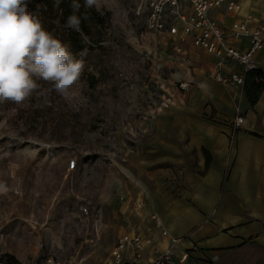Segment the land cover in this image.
Instances as JSON below:
<instances>
[{"label": "rangeland", "instance_id": "1", "mask_svg": "<svg viewBox=\"0 0 264 264\" xmlns=\"http://www.w3.org/2000/svg\"><path fill=\"white\" fill-rule=\"evenodd\" d=\"M92 8L103 23L92 26V50L75 57L85 71L73 94L47 82L34 124L25 118L36 94L1 107L0 264H103L124 234L128 194L135 200L138 182L152 183L141 159L150 154L146 127L166 102L167 37L147 30L145 0ZM72 158L77 165L68 170Z\"/></svg>", "mask_w": 264, "mask_h": 264}, {"label": "crops", "instance_id": "2", "mask_svg": "<svg viewBox=\"0 0 264 264\" xmlns=\"http://www.w3.org/2000/svg\"><path fill=\"white\" fill-rule=\"evenodd\" d=\"M240 4L239 12L220 7L211 15L227 32L243 15L250 26L264 22V0ZM159 34L169 43L163 63L170 72L166 102L146 127L152 138L141 169L152 183L138 182L135 200L124 191L133 201L124 206V234L151 237L140 250L144 263L170 248L175 256L187 251L186 264H264V43L254 54L262 85L251 99L245 86L213 77L241 73L238 64L219 65L190 38ZM247 40L232 44L244 49ZM236 109L243 122L233 131Z\"/></svg>", "mask_w": 264, "mask_h": 264}, {"label": "built area", "instance_id": "3", "mask_svg": "<svg viewBox=\"0 0 264 264\" xmlns=\"http://www.w3.org/2000/svg\"><path fill=\"white\" fill-rule=\"evenodd\" d=\"M147 15L145 25L147 30L154 33L166 31L170 35H177L180 41L188 38L194 46L199 47L217 59V64L230 60L238 64L241 73L221 74L215 72L213 77L218 82L233 83L244 86L245 75L252 71H262L261 66L254 58V54L264 43V22L250 26L251 17L243 15L231 23L227 32L212 17L214 9L224 7L229 12H239L240 0H145ZM264 19V11L261 13ZM241 36H247V45L239 49L232 44ZM256 82L262 81L261 76H255ZM187 84L178 83L179 88ZM243 122V116L236 109L233 120V131L237 130ZM77 165L75 159L68 162V170ZM177 241V239H173ZM151 243V237L139 233L121 234L114 242L103 264H186L188 252L184 251L175 256L170 248H165L147 262H142L140 250ZM194 250L197 249L193 246ZM130 250L126 256V251ZM26 264H40L30 260ZM45 264H53L51 259H46Z\"/></svg>", "mask_w": 264, "mask_h": 264}, {"label": "clouds", "instance_id": "4", "mask_svg": "<svg viewBox=\"0 0 264 264\" xmlns=\"http://www.w3.org/2000/svg\"><path fill=\"white\" fill-rule=\"evenodd\" d=\"M32 0H0V103L6 101L23 104L40 90L38 80L49 82L61 96L72 95L84 64L52 33L46 31L40 19L29 9ZM61 0H56L59 6ZM103 0H84L85 7L99 8ZM81 5L72 0L73 14L66 26L79 31L80 17L76 15ZM59 25V21H56ZM81 55H86L84 50ZM0 185V191H3Z\"/></svg>", "mask_w": 264, "mask_h": 264}, {"label": "trees", "instance_id": "5", "mask_svg": "<svg viewBox=\"0 0 264 264\" xmlns=\"http://www.w3.org/2000/svg\"><path fill=\"white\" fill-rule=\"evenodd\" d=\"M72 0H61L59 6H56V0H32L28 5L29 9L32 10L36 16L40 19L43 28L52 33L54 37L61 40L62 43L69 46V51L74 57L81 55L86 50V54L89 53L93 45L96 43L92 36V26L96 24H102L103 18L94 8H88L84 5V0H79L81 5L79 11L76 13L80 17L79 31L73 30L66 26L67 18L73 14L71 8ZM56 21H59L57 25ZM84 57L86 55H83ZM85 65L83 70L85 71ZM255 76H261L260 71L248 72L245 75V93L253 99L256 92L260 89L262 81L256 82ZM90 82L94 81L93 76H87ZM40 84L41 89L45 90L48 83L42 80L37 81ZM47 95V94H46ZM46 96H38L35 103L30 105L28 108V116H26V123L34 124L37 121V117L45 107L44 102ZM21 104H15L10 101L0 103L1 107L6 110L15 107H20Z\"/></svg>", "mask_w": 264, "mask_h": 264}, {"label": "bare ground", "instance_id": "6", "mask_svg": "<svg viewBox=\"0 0 264 264\" xmlns=\"http://www.w3.org/2000/svg\"><path fill=\"white\" fill-rule=\"evenodd\" d=\"M47 158H49V154H47V155L45 156V159H47Z\"/></svg>", "mask_w": 264, "mask_h": 264}]
</instances>
